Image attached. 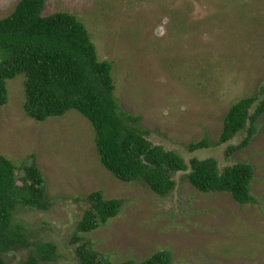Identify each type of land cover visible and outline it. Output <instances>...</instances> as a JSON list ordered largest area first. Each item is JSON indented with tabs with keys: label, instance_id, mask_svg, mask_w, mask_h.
<instances>
[{
	"label": "rangeland",
	"instance_id": "rangeland-1",
	"mask_svg": "<svg viewBox=\"0 0 264 264\" xmlns=\"http://www.w3.org/2000/svg\"><path fill=\"white\" fill-rule=\"evenodd\" d=\"M20 0H0V20ZM67 12L87 27L98 56L113 65L121 110L141 117L149 139L191 159L214 158L219 169L254 167V203L227 193H201L186 172L173 176L166 197L145 182L123 183L102 165L91 122L77 111L38 123L24 112V75L9 81V103L0 107V153L22 167L35 161L47 192V209L20 207L18 221L29 246L3 254L21 264L34 244L57 247L54 261L82 264L79 247L112 264H140L158 251L171 264H264V114L250 144L241 132L217 146L230 107L264 95V0H46L44 15ZM254 109L251 110L253 112ZM208 139L211 148L188 146ZM21 184L22 172H17ZM101 191L122 200L120 214L89 234L78 225L87 197ZM100 264V262H98Z\"/></svg>",
	"mask_w": 264,
	"mask_h": 264
},
{
	"label": "trees",
	"instance_id": "trees-1",
	"mask_svg": "<svg viewBox=\"0 0 264 264\" xmlns=\"http://www.w3.org/2000/svg\"><path fill=\"white\" fill-rule=\"evenodd\" d=\"M46 0H20L14 11L0 20V107L9 103L8 83L24 75L25 114L38 123L77 111L95 131V147L105 169L123 183L145 182L159 197L176 187L173 176L186 172L190 184L201 193H227L239 204L254 203L251 184L254 167L238 163L219 169L214 158H193L189 163L175 151L154 144L141 117L121 110L115 96L113 65L100 60L86 25L67 12L44 15ZM264 94V92H262ZM243 98L234 103L224 118L217 146L228 144L246 132L241 144L228 147L227 155L246 148L258 131L264 114V95ZM253 112H251V110ZM204 138L192 143V153L211 148ZM17 172H22L21 184ZM89 207L78 225L79 234H89L116 218L122 200H107L101 191L87 197ZM20 207L46 210L45 178L36 165L18 167L0 153V264H8L3 254L18 246L28 247L27 230L17 218ZM88 247L92 246L87 244ZM79 247L82 264H112L92 248ZM34 250L21 264L54 261L52 243L34 244ZM171 253L158 251L140 264H171ZM121 264H136L129 261Z\"/></svg>",
	"mask_w": 264,
	"mask_h": 264
}]
</instances>
